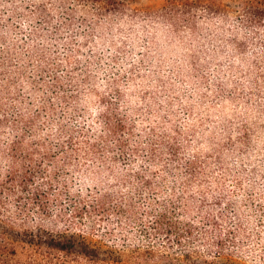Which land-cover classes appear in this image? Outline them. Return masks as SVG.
<instances>
[{"label": "rangeland", "instance_id": "rangeland-1", "mask_svg": "<svg viewBox=\"0 0 264 264\" xmlns=\"http://www.w3.org/2000/svg\"><path fill=\"white\" fill-rule=\"evenodd\" d=\"M11 1L0 0V116L37 114L24 145L42 143L50 156L18 196L1 193L11 219L0 216V230L18 240L26 228L49 230L58 225L41 218V202L53 216L107 192L126 212L108 224L91 216L98 233L137 238L134 218L178 205L199 226L196 246L230 232L219 264H264V25L240 23L238 0H220L231 12L199 18L183 37L153 16L167 0H119L129 11L102 15L55 0H15L12 11ZM107 105L121 119L116 132L103 123ZM11 136L2 127L0 172Z\"/></svg>", "mask_w": 264, "mask_h": 264}, {"label": "trees", "instance_id": "trees-1", "mask_svg": "<svg viewBox=\"0 0 264 264\" xmlns=\"http://www.w3.org/2000/svg\"><path fill=\"white\" fill-rule=\"evenodd\" d=\"M55 1L64 4L61 7L67 10L71 9L70 5L80 4L92 10L94 14L101 15L106 12L117 14L129 11L119 0ZM238 1V8L233 11L237 14L240 23L245 26L264 25V0ZM10 5L12 11L19 8L15 0L11 1ZM131 11L137 12L136 9ZM35 12L44 17L41 7H36ZM230 12L220 0H167L153 16L159 20L158 22L170 28L175 36L183 37L180 33L181 29L187 28L191 34L194 33L199 18L210 22L219 16L226 17ZM0 38L2 39L1 35ZM236 44L238 49L242 47L241 42ZM4 54L6 55L1 59V64L7 59V53ZM49 92L53 94L51 88ZM46 103L47 111L51 113L53 104L49 99ZM0 109L3 110L1 99ZM112 110V107L108 106L102 118L107 131L116 132L122 124L121 119L117 118ZM15 116L16 119L13 120L0 116V130L8 126L12 132L6 149L1 154L6 159L7 165L5 171L0 172V196L3 192L18 196L21 191L19 189L26 188L31 178L41 171V160L50 156L49 150H46L42 143L33 141L31 146L24 145L25 132L27 131V135L32 137L38 115L23 119L21 112L17 111ZM66 137L72 143L71 133H67ZM88 149L92 154H98L96 143H88ZM168 151L173 155V147ZM193 170L194 167L190 172ZM143 183L146 187L153 186L149 181ZM32 194L35 198L42 195L37 189ZM109 197V193L106 192L90 200L78 198L71 204L69 212L58 209L53 216L50 215L47 204L41 202L37 206L41 218L50 226H58L49 230L44 226H37L36 229L26 228L20 240L9 237V234L0 230V264H219L220 258H230L225 252L231 236H228L230 232L224 237L215 236L212 243L196 246L194 241L199 226L193 220L183 219L182 214H179L182 208L178 205L160 207L147 222L134 218L139 235L137 238L131 239L125 234L124 237L114 239L110 228L98 233L96 225L99 224H96L91 216H97L102 223L108 224V220L105 221L104 217L113 214L120 218L119 216L126 212L123 205L111 204ZM0 216L11 219V215L2 203H0ZM119 223L121 226L122 222ZM212 223L217 227L216 218ZM95 235L98 238H95ZM155 238L161 239V242L155 244ZM18 250L22 253L21 258L16 257Z\"/></svg>", "mask_w": 264, "mask_h": 264}]
</instances>
